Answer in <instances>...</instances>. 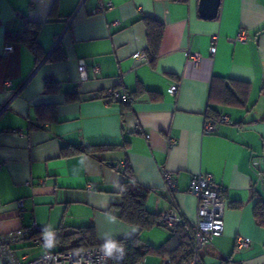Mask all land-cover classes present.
<instances>
[{"label": "crops", "instance_id": "1", "mask_svg": "<svg viewBox=\"0 0 264 264\" xmlns=\"http://www.w3.org/2000/svg\"><path fill=\"white\" fill-rule=\"evenodd\" d=\"M81 1L0 0V235L32 223L51 225L56 234L93 226L102 244V233L124 240L135 228L131 238L160 247L168 239L164 229L140 231L107 219L119 202L127 161L133 184L150 190L146 209H175L189 223L197 211L187 192L190 179L210 175L225 190L227 208L223 234L199 252L202 264H264V227L253 217L252 197L254 192L264 202L257 182L264 163V0H221L213 20L200 18L199 0H84L78 9ZM107 3L103 15L93 13ZM142 17L163 26L154 65L145 55ZM22 19L41 24L45 55L37 65L27 47L5 40ZM240 33L246 41H237ZM57 47L64 59L48 62ZM193 54L200 57L197 64L190 61ZM78 61L86 64L83 81ZM231 81L249 85L243 106L221 101ZM139 85L151 94L130 106L96 98L110 88L134 93ZM69 96L76 99L67 101ZM215 113L228 123L204 134L207 116ZM97 145L118 147L61 155L65 147ZM163 171L174 181L173 192ZM237 237L249 247L236 249ZM35 250L40 248H16L29 258L42 252Z\"/></svg>", "mask_w": 264, "mask_h": 264}, {"label": "trees", "instance_id": "2", "mask_svg": "<svg viewBox=\"0 0 264 264\" xmlns=\"http://www.w3.org/2000/svg\"><path fill=\"white\" fill-rule=\"evenodd\" d=\"M141 21L146 28L147 46L145 48V55L150 65H154L159 55L163 37V26L155 20L146 17H142ZM40 27V23H32L22 19L21 28L19 30L7 32L5 34V40L7 42L18 43L27 47L33 55L36 65L43 60L45 55L38 42ZM63 59L64 53L61 48L57 47L47 61L53 63L60 62ZM237 85L241 87L239 90L236 88ZM223 89L221 94V101L223 104H240L243 106L249 94V85L247 83L231 81L230 86H224ZM130 93L135 100L136 97L148 92L139 85L136 92ZM151 96L155 97L153 94ZM75 99L74 96H69L67 101H74ZM49 109L53 111L54 108L50 107ZM220 116L221 115L215 113L212 116H207L206 120L216 121ZM117 147L118 146L114 145L65 147L61 149V155L63 157H69L79 153L97 155L106 150H114ZM120 173L125 180L118 190L119 202L110 209V211L114 212V217L123 224L136 227L140 231H148L154 227L162 228L159 224V214L150 213L145 206L150 190L133 184V174L127 161L124 163ZM261 186L264 187L262 184ZM252 197L256 199L253 217L261 227H264V202H262L259 195L254 192L252 193ZM235 207H240V204H235ZM190 226V223L183 218V223L167 231L168 239L158 248L143 245L138 238L120 240L125 250V257L122 264H137L148 255L157 256L160 259H169L171 264H186L193 254V242L191 239L192 229ZM56 243H58L60 249L64 251L87 249L100 245L97 242L93 226L61 231L57 234Z\"/></svg>", "mask_w": 264, "mask_h": 264}, {"label": "built area", "instance_id": "3", "mask_svg": "<svg viewBox=\"0 0 264 264\" xmlns=\"http://www.w3.org/2000/svg\"><path fill=\"white\" fill-rule=\"evenodd\" d=\"M83 1L79 5L82 6ZM111 7L110 3L100 5L93 13L103 15L104 12ZM247 40V36L240 33L237 41L243 42ZM214 38L211 40V47L209 48L210 56L215 54L216 48L213 45ZM200 60L198 54L190 56V61L197 64ZM77 70L79 80L83 81L86 76V64L83 61H78ZM12 83L6 81L4 86L7 89L11 88ZM15 96V95H14ZM100 98L106 103H119L124 106L133 104L134 99L130 91L122 88H110L103 91L96 98ZM228 123L225 116H220L218 120H205L203 124V133L212 134L217 131L219 125ZM174 143V141H172ZM120 170V167H118ZM163 180L168 191H174L175 184L169 173L163 171ZM257 182L264 185V163L258 164ZM188 194L193 196L197 201L196 219L190 223L192 229L193 254L188 259L186 264H202L199 252L208 245L214 238L220 237L224 231V215L227 208V200L225 197V190L218 185L210 175H193L190 179ZM24 203L22 200L17 202L19 212L24 210ZM183 223V217L175 209L170 211H163L159 213V224L165 231L171 230L177 225ZM41 227L32 223L27 228H21L4 235H0V261L2 264H100V245L87 248L64 251H49L43 247V240L41 237ZM250 242L243 238L237 237L235 248L240 250L249 247ZM20 246H29L33 248H40L42 252L34 258H29L27 255L18 256L16 248ZM125 257L122 259L107 260V264H122ZM137 264H146V259L143 258ZM160 264H171L169 259H163Z\"/></svg>", "mask_w": 264, "mask_h": 264}, {"label": "clouds", "instance_id": "4", "mask_svg": "<svg viewBox=\"0 0 264 264\" xmlns=\"http://www.w3.org/2000/svg\"><path fill=\"white\" fill-rule=\"evenodd\" d=\"M83 163V161L81 162ZM108 221L110 223H116V217L108 216ZM136 232L135 228L130 229L125 232L124 235L126 238H131V236ZM41 237L43 240V247L45 249L51 250L56 245L57 234L54 228L51 225H45L41 230ZM103 240L102 245L100 246L101 257L100 264H107V260L122 259L124 256V248L119 239H117V235L112 232H105L101 234L100 237Z\"/></svg>", "mask_w": 264, "mask_h": 264}, {"label": "water", "instance_id": "5", "mask_svg": "<svg viewBox=\"0 0 264 264\" xmlns=\"http://www.w3.org/2000/svg\"><path fill=\"white\" fill-rule=\"evenodd\" d=\"M221 0H199L198 13L201 19H216L219 13Z\"/></svg>", "mask_w": 264, "mask_h": 264}, {"label": "rangeland", "instance_id": "6", "mask_svg": "<svg viewBox=\"0 0 264 264\" xmlns=\"http://www.w3.org/2000/svg\"><path fill=\"white\" fill-rule=\"evenodd\" d=\"M59 249H60V245L58 243H56L55 247L49 251H58ZM40 250L42 251V249H40ZM40 250H38V251L35 250V251L39 253V252H41ZM46 250H48V249H46ZM38 253H36V254H38ZM161 260L162 259H160L157 256L148 255L146 257V264H160Z\"/></svg>", "mask_w": 264, "mask_h": 264}]
</instances>
